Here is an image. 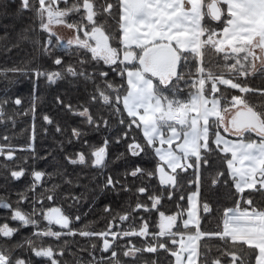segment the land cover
<instances>
[{"label": "snow or ice", "instance_id": "6c2138e0", "mask_svg": "<svg viewBox=\"0 0 264 264\" xmlns=\"http://www.w3.org/2000/svg\"><path fill=\"white\" fill-rule=\"evenodd\" d=\"M58 2L59 0H20L19 10H31L35 13L41 33L47 34V39L34 41L42 54L52 58L54 48L66 51L73 46L86 50L91 53L93 60L102 61L121 79L126 74L127 90L121 96L123 86L114 88L107 80V72H87L85 60L79 61V68L69 64L62 72L35 69L36 78L43 76L49 83H55L67 74L83 77L86 81L94 82L96 78L104 81L103 85H97L91 100H102L115 113H127V129L116 142L128 139L129 132L135 126L142 133L143 143L139 142L138 137L132 136L127 151L132 156L150 151L158 158L155 172L149 171L147 175L153 177L158 173L161 185L173 187V191L168 193L169 199L175 198L179 177L181 173L187 175L189 169L195 177L189 184L196 191L188 194L187 209L176 215L159 213L157 232H151L147 222L138 229L119 233L114 230L111 222L106 231L77 232L70 227L69 216L59 207L44 211L42 205L37 207L40 202L33 199L32 213L20 210L19 204L28 200L26 194H21L17 208L12 209L2 199L0 207L11 209L12 220L18 221L21 227H37L38 221L34 218L36 215L48 221L49 227L34 232L35 237H55L59 240L62 236L79 235L102 240V252H110L111 255L100 259L93 255L87 264H122L120 252L112 250L115 247L113 241L126 238L131 243V237L149 235L155 243L144 248H136L134 244L131 247L126 245L123 256L132 258L135 264L139 254L163 250L175 258V264H196L199 257L197 241L205 237L217 238L225 244L223 252L215 259L209 261L205 257V264H264V208L256 207L257 202L253 199L256 194L264 196V110L250 105L246 95L233 94L228 100L226 95L221 94L220 88L225 86V91L238 90L241 94L264 98V86L254 89L246 83L248 77L264 74V0H75L70 7L64 8L58 7ZM63 2L67 5V0ZM81 13L83 14L78 21L68 22L67 18ZM109 20L118 25L115 31H110L112 25L108 23ZM212 22L218 23L213 27ZM53 24L66 25L69 30L74 29L76 34L65 42L52 30ZM115 37H118L119 47L112 46ZM52 63L62 66L64 61L57 55ZM7 71L18 72L20 69L0 70V76H6ZM111 92L117 93L115 102L110 98ZM10 102V98L0 99V117L4 115L3 106ZM58 102L63 104L59 98ZM121 103L122 109L119 107ZM14 104L22 105V100L16 98ZM65 107L72 110L71 105ZM35 110L33 100L31 111L35 113ZM77 114L85 117L89 124L94 123L89 108L85 107ZM43 119L52 123L47 115ZM120 123L123 125L125 120L121 119ZM220 129L234 139L223 136ZM57 131L61 129L58 127ZM72 134L76 137L81 135L78 129H73ZM251 134L256 138H250ZM4 140L5 144H0V157H6L10 161L14 158L15 149L5 146L7 137ZM108 143L105 140L103 146L91 151L94 167L104 166ZM216 150L224 154L226 170L211 178V187L218 188L222 181L231 194L229 199L235 201L236 206L223 207L222 230L218 228L214 232L205 233L201 231L198 215V201L203 196L202 168L211 167L209 157ZM66 159L73 165L86 162V156L82 152L75 159ZM165 166L171 174L165 171ZM144 173L145 170L137 166L127 175L135 178ZM25 174L23 167L10 172L13 179H19ZM43 176L41 171L32 172L33 191ZM117 186L125 191L130 190L111 175L103 185L105 189L114 190ZM137 191L139 194H147L148 189L141 186ZM237 196L239 199H236ZM245 196L248 199L245 200ZM47 199L53 200L54 197L48 196ZM161 199L160 195H152L149 197L151 208L137 203L135 210L142 207L147 211L157 209ZM184 199L185 197H180V201ZM180 201L177 206L183 209ZM104 211L109 213L111 209L105 207ZM184 211L187 212V219H183ZM202 212L205 215L220 212L219 201L206 200L202 204ZM79 219L80 217H76L77 221ZM118 219L126 221L129 215H119ZM181 219L183 230L196 226L195 234L187 236L186 240L184 231H173L174 227L180 228L178 221ZM53 224L68 231H53ZM18 232L19 229L10 228L8 224L0 225V240L10 241ZM177 236L180 237L179 240ZM161 237L165 238L163 242H160ZM229 241L231 247L227 246ZM17 249H26L36 257L48 258L50 264H61L51 246L37 247L32 237L18 241L10 249L0 247V264H31L30 260L23 258L13 259ZM95 249L96 245H92L89 255ZM63 253L64 250L61 249L59 255L62 256ZM152 264L157 262L153 261Z\"/></svg>", "mask_w": 264, "mask_h": 264}, {"label": "trees", "instance_id": "16d2710c", "mask_svg": "<svg viewBox=\"0 0 264 264\" xmlns=\"http://www.w3.org/2000/svg\"><path fill=\"white\" fill-rule=\"evenodd\" d=\"M74 2L75 0H67L66 5L63 0H59L57 6L60 8L70 7ZM19 9L20 0H0V70L20 69L18 72L7 71L6 76H0V99L10 98L11 100L10 103L3 106L4 115L0 117V144H5L4 138L7 137L5 146L15 149L12 160L0 157L1 198L17 204L21 194H26L28 200L19 205L20 207L26 205L29 214L33 211L31 206L33 199L40 202L37 207L42 205L44 211L54 206L59 207L65 215L69 216L70 227L77 232L79 230L106 231L110 222L117 232L138 229L145 222L148 223L151 232H157L160 212H164L167 216L178 214L187 209V196L196 191V188L189 184L190 180L195 179L193 171L189 169L187 175L181 173L178 185L175 187V198L169 199L168 193L173 191V187L161 185L157 174L153 177L147 175L149 171L155 172L158 158L154 157L150 151L139 156H132L127 151V145L131 143L132 136L138 137L139 142L143 143L142 133L133 126L128 139L120 143L116 142L117 138L122 137L127 129V113H115L112 108L104 105L102 100L98 102L91 100L97 85H103L104 81L99 78H96L94 82L93 80L86 81L83 77H72L67 74L55 83H49L43 76L37 79L34 73L35 69L62 72L63 68L69 64L79 68V61L85 60L84 67L87 72H107L109 74L107 80L113 84L114 88L123 86L124 91L120 93L121 96L127 90L126 75L121 79L102 61L93 60L91 53L86 50L76 49L73 46L66 51L54 48L52 58L42 54V50L34 41L47 39V34L41 33L35 13L31 10L20 11ZM82 14L70 16L67 18L68 22L78 21ZM108 23L112 25L110 31H115L118 28L115 21L109 20ZM216 23L218 22H212V26L215 27ZM80 35L82 36V33ZM117 41L118 37L112 40L113 47H119ZM57 55L61 56L64 61L62 66H55L52 63V59ZM154 82L156 81L154 80ZM246 83L254 89L262 87L264 86V74L250 76ZM220 88L221 94L226 95L228 100L233 94L246 95L250 105L256 106L258 110H264V98L259 95L241 94L238 90L231 89L225 91V86H220ZM116 95V92L110 93L113 102H115ZM16 98L22 100V105L14 104ZM58 98L63 101V104L58 102ZM33 100H35V113L31 111ZM67 105L72 106L71 111L65 107ZM85 107L89 108L90 114L94 117L92 124H89L85 117L77 114ZM119 107L123 108L122 103ZM45 115L50 118L51 124L43 119ZM121 119L125 120L123 125L120 123ZM105 120L107 124H105ZM33 125L35 126L34 139ZM58 127L61 131H57ZM73 129H78L81 135L73 136ZM220 130L223 132V129ZM214 132L215 129H213V138ZM224 134L234 138L230 134ZM250 138L255 139L256 137L251 134ZM105 140L109 141L105 164L103 167H94L90 153L94 148L103 146ZM213 148L215 149V145ZM81 152L86 156L84 164L73 165L66 159V157L75 159ZM223 156L224 154L219 153L218 150L214 151L209 157L211 167L204 166L202 168L203 196L198 201L200 205L198 215L201 231L205 233L214 232L218 228L222 230L223 207L236 206L235 201L229 199L231 194L222 181L218 188L211 187V178L218 172L226 170ZM117 157L120 158L117 159ZM137 166L145 170L144 175H138L135 178L127 175ZM21 167L25 169L26 174L19 179L11 178L10 172L14 169L20 170ZM33 171L44 173L34 191L31 189L34 180ZM165 171L170 173L167 168ZM110 175L119 179L130 190L125 191L119 186L115 190L105 189L103 185ZM141 186L147 187V194L138 193L137 190ZM152 195L162 197L157 209L147 211L142 207L135 210L137 203L146 204L148 208H151L149 197ZM48 196H53L54 199L48 200ZM181 196L185 197L183 201H180ZM71 197L77 199L73 200ZM236 199L239 197L237 196ZM244 199L246 200L248 197L245 196ZM253 199L257 202L256 207L264 208V203H261L264 201V196L256 194L253 195ZM206 200L219 201L220 212L213 215L203 214L202 204ZM178 201L183 205V209L177 206ZM105 207H110L111 211L106 213ZM125 213L129 215V219L122 222L118 217ZM185 215L186 211H184L183 219ZM2 217L0 211V218ZM76 217H80V219L77 221ZM34 218L38 221L37 228L40 231L49 227L48 222L42 216L36 215ZM181 221L182 219L178 221L180 228L174 227L173 231L182 230L184 233H195L194 225L190 226V230H183ZM2 223L19 229V232L10 241L0 240V247L6 246L10 249L18 241L32 237L37 247L51 246L55 253H60L63 249V255L56 256L61 264H87L92 260L93 255L96 259H99L100 253L102 256L111 255L110 252H102V242L100 239L97 241L96 237L62 236L59 240L52 237H35L33 226L21 227L14 221H10L8 217H3L0 220V224ZM51 228L64 233L68 231L54 224L51 225ZM164 239L161 237L160 242H163ZM130 240L131 243L126 238L113 241L115 247L112 250L120 252L122 264H133V259L123 256L126 245L131 247L134 244L136 248H144L156 242L151 235L131 237ZM92 245H96V249L92 255H89L92 252ZM227 246H232L231 241ZM224 248L223 241L217 238L202 237L198 242V264H205V257L209 261L215 259L223 252ZM237 250L239 251V249ZM244 255L247 258L246 252ZM16 258L30 260L33 264H50L48 258L36 257L26 249H17L13 256L14 260ZM153 261H156L157 264H173L174 257H170L169 253L163 250L157 253L143 252L139 254L135 264H146V262L152 264Z\"/></svg>", "mask_w": 264, "mask_h": 264}, {"label": "rangeland", "instance_id": "374dc122", "mask_svg": "<svg viewBox=\"0 0 264 264\" xmlns=\"http://www.w3.org/2000/svg\"><path fill=\"white\" fill-rule=\"evenodd\" d=\"M52 30L58 35V36H60L61 38H63L64 40H65V42L68 40V39H70V38H72L76 33H75V30L73 29V30H69L67 27H66V25H59V24H53V26H52ZM121 58H122V54H121ZM126 75V74H125ZM127 80V79H126ZM220 132H221V130H220ZM221 134L223 135V136H225L226 138H229V139H234V138H232V137H229V136H226L225 134H223L222 132H221ZM166 147V146H165ZM229 158H230V156H229ZM165 168H167L166 166H165ZM15 170V169H14ZM169 170V169H168ZM167 172V171H166ZM170 174V173H169ZM157 176H158V178H159V174L157 173ZM0 199H2L3 201H7V199H5V198H1V196H0ZM194 203H196L195 201H194ZM20 207V206H19ZM55 207V206H54ZM249 210H251V209H249ZM173 215H176V214H173ZM185 219H187V212H186V217H185ZM159 223H160V216H158V227H159ZM3 225L4 224H6V223H2ZM9 226V225H8ZM29 226H32V225H29ZM10 227V226H9ZM10 228H12V227H10ZM108 229V228H107ZM37 230H39L37 227H35L34 228V231H33V233L34 232H36ZM52 230L53 231H57V230H55V229H53L52 228ZM119 233V232H118ZM141 237H144V236H141ZM52 238H54V239H56L55 237H52ZM187 239V236L185 237V240ZM96 240L98 241V238H96ZM101 242H102V240H101ZM187 254H185V256H186ZM129 259H132V258H130L129 257ZM31 264H33L32 263V261H31ZM41 264V263H40Z\"/></svg>", "mask_w": 264, "mask_h": 264}, {"label": "flooded vegetation", "instance_id": "af4514ba", "mask_svg": "<svg viewBox=\"0 0 264 264\" xmlns=\"http://www.w3.org/2000/svg\"><path fill=\"white\" fill-rule=\"evenodd\" d=\"M40 183V182H39ZM38 183V184H39ZM5 203H8V204H10L11 205V208L12 209H15V208H17V204L16 203H13V202H11V201H4ZM20 206V205H19ZM22 207H23V209H22V211L23 212H25V213H28L27 212V206L26 205H22ZM22 207H19L20 208V210H21V208ZM0 211H1V214L3 215V217H8L9 218V220L10 221H13L12 220V210L11 209H6V208H3V207H0ZM3 211V212H2ZM45 211H47V210H45ZM2 217V218H3ZM2 218H0V220L2 219ZM16 224H19L20 225V223L18 222V221H14ZM0 225H3V224H0ZM76 226H77V224H75ZM56 226V225H55ZM13 229H15V228H13ZM59 253H57V255H58ZM102 257V254L100 253V255H99V259Z\"/></svg>", "mask_w": 264, "mask_h": 264}, {"label": "crops", "instance_id": "0c3cea01", "mask_svg": "<svg viewBox=\"0 0 264 264\" xmlns=\"http://www.w3.org/2000/svg\"><path fill=\"white\" fill-rule=\"evenodd\" d=\"M223 133V132H222ZM224 134V133H223ZM228 134V133H227ZM227 136V135H226ZM185 217H186V215H185ZM185 219V218H184ZM181 223H182V225H183V221H181ZM196 227V226H195ZM196 232V231H195ZM195 233H184V238L186 237V236H189V235H194ZM177 238V240H179L180 239V237L179 236H177L176 237ZM198 242L199 241H197V244H198ZM177 248H179V245H177ZM173 264H175V258H174V263ZM196 264H198V258H197V262H196Z\"/></svg>", "mask_w": 264, "mask_h": 264}, {"label": "water", "instance_id": "95a60500", "mask_svg": "<svg viewBox=\"0 0 264 264\" xmlns=\"http://www.w3.org/2000/svg\"><path fill=\"white\" fill-rule=\"evenodd\" d=\"M48 222V221H47ZM54 225H56V224H54ZM57 227H59V228H61L59 225H56Z\"/></svg>", "mask_w": 264, "mask_h": 264}]
</instances>
